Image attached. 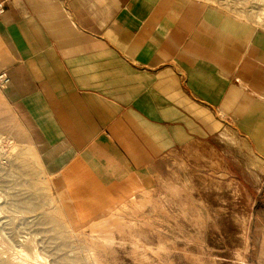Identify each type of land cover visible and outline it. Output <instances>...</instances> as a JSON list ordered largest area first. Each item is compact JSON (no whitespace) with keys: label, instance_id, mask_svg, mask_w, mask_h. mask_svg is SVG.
I'll list each match as a JSON object with an SVG mask.
<instances>
[{"label":"crops","instance_id":"1","mask_svg":"<svg viewBox=\"0 0 264 264\" xmlns=\"http://www.w3.org/2000/svg\"><path fill=\"white\" fill-rule=\"evenodd\" d=\"M4 2L0 91L42 170L130 178L101 220L145 219L152 188L132 176L159 172L171 151L220 171L206 144L264 159V28L204 0ZM258 198L249 264H264Z\"/></svg>","mask_w":264,"mask_h":264},{"label":"rangeland","instance_id":"2","mask_svg":"<svg viewBox=\"0 0 264 264\" xmlns=\"http://www.w3.org/2000/svg\"><path fill=\"white\" fill-rule=\"evenodd\" d=\"M204 1L264 28V0ZM206 145L226 168L204 163L193 149L171 151L159 172L132 176L152 188L145 219L101 220L107 206L129 199L130 178L70 169L47 175L0 91V264H249L264 159L247 147L245 156H227Z\"/></svg>","mask_w":264,"mask_h":264},{"label":"built area","instance_id":"3","mask_svg":"<svg viewBox=\"0 0 264 264\" xmlns=\"http://www.w3.org/2000/svg\"><path fill=\"white\" fill-rule=\"evenodd\" d=\"M4 0H0V15L4 12L5 10V5H4ZM9 78L4 70L0 71V86H4L7 84Z\"/></svg>","mask_w":264,"mask_h":264},{"label":"bare ground","instance_id":"4","mask_svg":"<svg viewBox=\"0 0 264 264\" xmlns=\"http://www.w3.org/2000/svg\"><path fill=\"white\" fill-rule=\"evenodd\" d=\"M212 157H215L216 164H220V161L218 159V155H216L215 153H213ZM235 189H236V187H235ZM196 218H198V216H196ZM239 220H241L243 222V224H244V217H242V218L239 217ZM241 227H242V224H241Z\"/></svg>","mask_w":264,"mask_h":264}]
</instances>
